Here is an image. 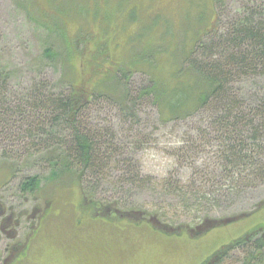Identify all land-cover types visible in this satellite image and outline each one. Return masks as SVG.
<instances>
[{
    "label": "rangeland",
    "instance_id": "1",
    "mask_svg": "<svg viewBox=\"0 0 264 264\" xmlns=\"http://www.w3.org/2000/svg\"><path fill=\"white\" fill-rule=\"evenodd\" d=\"M246 11L255 17L262 13L264 23V0H0V208L29 215L33 206L42 208L52 197L50 206L57 207L43 237L31 244L27 264H201L243 232L264 228V183L217 192L244 171L230 168L233 158L222 157L231 156L224 151L236 147V136L211 124L228 111V96L252 117L251 109L264 100V68L229 78L221 103L211 99L171 120H163L151 98L142 95L148 74L111 75L121 65H139L136 60L145 67L153 57L148 62L161 78L172 62L184 63L193 37L214 17L213 32L201 38L204 44L218 39L228 21ZM197 45L193 58L207 56L210 66L221 57L216 48L225 52L218 46L200 52ZM46 49L50 58L44 56ZM109 75L122 77L117 92L126 86L125 99L117 101V78L99 93L91 92ZM69 85L93 94L76 122L95 137L97 167L93 174H82L79 184L74 174L52 175L63 154L57 147H67L72 129L55 124V112L41 102L65 98ZM245 142L249 147L258 143L253 138ZM32 176H38V188L22 192V182ZM81 187L101 209L159 220L171 228L197 231L206 220L220 224L226 217V222L233 215L241 218L190 237L188 230L169 234L146 221L93 217L88 234L78 221ZM208 193L213 201L205 198ZM30 225L20 218L14 241L23 243ZM242 254L230 247L214 264H241Z\"/></svg>",
    "mask_w": 264,
    "mask_h": 264
},
{
    "label": "trees",
    "instance_id": "2",
    "mask_svg": "<svg viewBox=\"0 0 264 264\" xmlns=\"http://www.w3.org/2000/svg\"><path fill=\"white\" fill-rule=\"evenodd\" d=\"M258 14H261V17H255L254 13L246 11L241 17H234L228 21L225 27L226 30L219 35L218 39H212L209 43L204 44V40L201 38L213 32L212 26L215 19L214 17L206 28L198 30V34L193 37V45L187 51L184 63L172 62V65L164 70V73L167 72L161 78H156L157 76L152 70L153 65L149 63H153V57L145 61L147 63L145 67L142 66L140 61L136 60L139 62V65H131V63L121 65L111 75H115L116 72H121L123 77L129 76L134 72L148 74V85L141 89V93L151 98L152 105H156L158 112L161 114L160 117L163 120L181 118L180 116L183 114L193 112L208 105L211 99H214V103H221L220 100H224L225 94L229 91L227 89L225 90V88L228 87L229 78L240 77L242 75L251 76L261 68H264V23L262 22V13ZM85 40L86 39H84V41ZM196 42L199 43L197 46L200 52H205V50L217 46L224 48L225 52L216 48L218 50L215 49V51L217 53L219 52L221 57L217 58L213 65L210 66L206 63L207 56L204 58L200 56L199 59L193 58V55L196 54V47L194 46ZM163 51L164 49H161V52ZM175 53L176 49H172L171 55L174 56ZM210 55L213 56L214 53L211 52L209 53V57H211ZM44 56L50 58V49L45 50ZM111 75L107 76L105 80L102 78L103 81L95 84L91 92L99 93L107 81L117 78L118 86L115 87L117 101L120 96H122V99H125L128 94L126 86L123 87L120 93L117 92L120 87L119 85H121L122 77L114 76L111 78ZM201 82L204 84H201ZM69 87L70 91L65 98L57 97L56 99H48L47 101L44 100L41 102L42 106L48 103L51 108L50 110L55 112L53 113V122L55 124L58 123L65 129H72V141L69 144L67 143V147H57L58 151L60 149L63 154L60 155L61 158L59 161L54 163V166L58 169V173H52V175L57 177L64 173L74 174L76 175V179L74 180L79 184V181L82 180V174L87 171L93 174L91 169L93 170V167H97L95 157L93 156L95 152L93 139L95 137L92 134H88L86 126L83 127L82 124L77 126L76 122V120L84 114L83 112L88 107L93 94L91 92H86V90H82L80 87L78 88L72 85H69ZM119 103L123 104L124 101H119ZM225 103L228 111L224 112L223 115H216L213 117L211 119V124L218 125L220 129L236 136V147L231 145L224 151L231 156L224 155L222 157L226 161H228L227 158H230V160L233 158L234 161L230 164V168L244 171V173H233L236 174V176L232 175L228 184H221L217 191L218 193L222 190L232 191L248 185L249 187H255L259 183H264V100L262 99L259 101L255 109H251L255 111L252 117H248V115L244 114L245 111L243 106H240L236 99L228 96ZM248 135L250 137H248ZM257 136H261V142L256 138ZM251 138L258 143L252 147L246 146L247 143L245 141ZM192 141L193 140H191V142ZM63 156H66L67 159H62ZM80 167L81 169L79 170ZM226 181L227 178H225V182ZM39 183L40 180L38 176L29 177L22 182L20 186L21 191L33 192L38 188ZM81 188L84 202L90 203L87 197L89 193L86 191L85 187ZM205 198H209L208 200L211 198L213 201L212 193L206 194ZM195 200L198 202V199ZM97 204L101 206V204L97 202H93L91 205L95 206ZM215 221L217 220H209V223H216ZM206 222L207 220L205 223ZM204 227L205 226H203L202 229ZM252 239L253 237H249L248 239L246 258L248 262L255 264L256 248L258 249L260 247H256V241L251 243ZM233 246L234 245L223 246V250L220 251L221 257L225 255V252L230 247L233 248ZM263 248L264 243L262 244V250Z\"/></svg>",
    "mask_w": 264,
    "mask_h": 264
},
{
    "label": "flooded vegetation",
    "instance_id": "3",
    "mask_svg": "<svg viewBox=\"0 0 264 264\" xmlns=\"http://www.w3.org/2000/svg\"><path fill=\"white\" fill-rule=\"evenodd\" d=\"M78 195L79 200L77 201V204L80 209L79 213H81V217L78 218V221L84 224L83 231H87L88 234V228L92 226V222L88 220L93 219V217H103L106 219H111L116 216L115 211L107 208L101 209L97 205L93 206L91 205L92 203H86L84 202L82 194L79 193ZM52 200L54 201L55 199L52 197ZM52 200L49 199L46 205H44V207L42 208L33 206L32 211L29 215H27L26 211L22 210L14 212V208L11 206L8 207V209H10V212L4 210L3 206L0 208V244L2 246V250L0 253V264H27V259L29 258L28 251L30 250L31 244L35 239L43 237L46 225L49 222L53 221L52 216L55 215V209H57V207L50 206V201L52 202ZM103 211L105 214L103 213ZM13 217H16V219L13 220ZM231 217L233 219H230V222H236L235 219L239 217L241 218V216L238 215H233ZM20 218H23L25 220L29 219L31 224L30 231L26 234L23 243H17L18 241H14L15 233L13 230L15 226L19 225ZM219 221H222V219H219ZM203 225L207 226L209 224ZM202 226L199 227V229H202ZM257 227L259 226H255L243 232L237 239L228 243V245H234L233 248L240 249L242 251L243 254L241 264L250 263L246 258L247 248L243 247L244 245H247L249 237H253L251 243L256 241V247H260L258 249L256 248L255 264H264V248L262 250V244L264 243V228L261 227L258 229ZM182 229H185V227H183ZM187 230L190 237H192V234L195 236L198 235L196 229L187 228ZM90 234L93 235L92 233ZM220 257L221 255L218 249L217 251L209 255L201 264H214Z\"/></svg>",
    "mask_w": 264,
    "mask_h": 264
},
{
    "label": "water",
    "instance_id": "4",
    "mask_svg": "<svg viewBox=\"0 0 264 264\" xmlns=\"http://www.w3.org/2000/svg\"><path fill=\"white\" fill-rule=\"evenodd\" d=\"M129 215H130V214H128V215L117 214V217H118V218H127V219H131V220H138V219H139V218H138V215L136 216L135 219H133V218H132L131 216H129ZM139 220H140V219H139ZM148 222H149V224H150L152 227H154V228H156V229H159V230H161V231H164V232H166V233H169V234L180 232V228H171V227L168 226V225L160 224L158 220H154V219H152V220H149ZM223 223H225V222H223ZM213 226H214V224L210 225L209 228H211V227H213Z\"/></svg>",
    "mask_w": 264,
    "mask_h": 264
}]
</instances>
